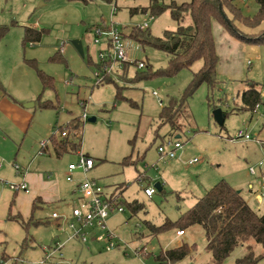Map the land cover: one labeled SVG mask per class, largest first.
I'll return each mask as SVG.
<instances>
[{"label": "rangeland", "instance_id": "rangeland-1", "mask_svg": "<svg viewBox=\"0 0 264 264\" xmlns=\"http://www.w3.org/2000/svg\"><path fill=\"white\" fill-rule=\"evenodd\" d=\"M150 1L114 0L111 4L92 0L85 4L68 0H0V26L10 27L9 33L0 42L2 86L6 88L8 83L14 93L20 97L25 96V86L21 84L24 78L22 65L13 73L14 82H9L12 72L10 60L12 64L24 58L36 60L38 67L54 78V88L43 93L42 83L35 71H25L37 81L38 89L40 88L34 101L22 104L25 108V105L35 103V107L29 108L34 118L29 128L11 143L2 144L0 137V150H3L0 153V162L4 165L0 169V180L8 183L0 182V186L6 188L4 196L0 197L1 209L5 208L3 213L0 211V264H3V254L10 258L4 264L17 262L26 237L32 246L24 252L18 264H157L156 259L162 252L176 247L179 243L176 234L178 230L175 228L159 235H151L147 224L160 227L167 221H177L199 198L222 180L242 191V196L258 209L259 213H264V196L262 203L256 202L255 205L250 194L252 191L264 194L263 146L252 141H231L242 130L252 137L258 136L264 142L263 105L261 104L258 113L240 112L238 109L242 105V95L248 89L249 83L261 85L264 101V45L239 42L222 26L213 24L220 58V86L212 91L204 84L197 90L177 119L180 131H172L166 126L156 134L159 114L170 97L181 98L184 95L194 74L203 66L202 61L196 62L190 69H184L172 78L134 83L121 77V70L118 68V72L112 76L123 88V96L127 101H115V84H96L95 75L98 71L95 64L99 63L100 47L94 44V33L91 32L94 26L111 25L114 22L119 30L128 33L133 26L139 27L147 21L149 30L155 37H162L165 31L177 30L178 24L172 19L170 12L152 20L146 14H131V9L145 8L149 6ZM163 1L166 4L171 1L182 4L190 0ZM116 2L118 9L114 13ZM236 4L242 7L247 15H253L259 9L253 0L245 4L242 0H237ZM192 23L191 15L187 14L183 25ZM237 25L250 35L258 34L264 29V23L254 30L239 23ZM25 27L44 30L42 41L32 46L28 44L24 49L22 41ZM226 33L231 40L240 44L233 46L228 43L227 38L222 35ZM77 39L83 43L84 58L71 43ZM133 44V59L146 61L154 71L168 66L169 57L164 52L150 47H140L138 51L136 48L139 44L134 41ZM137 71L140 70L132 66L127 78H133ZM67 82L71 84L68 85ZM44 101L54 102L57 108L42 109L40 105ZM130 101L138 106H132ZM82 102L88 103L85 109L81 106ZM216 110H221L224 114L223 125L215 120ZM85 113L88 119L82 125L81 150L76 155L67 154L57 159L51 144L47 150H50L52 155L46 152L39 157L42 141L50 139L59 127L74 118H82ZM93 117L96 122H89ZM172 137L181 140L183 150L178 152L176 159L160 160L158 146ZM80 154L89 155L96 163L91 173L85 176L81 174L83 179L87 177L99 181L109 191L116 193L121 202L137 201L144 205V209L136 216L127 205H122L125 209L123 214L113 213L109 217V229L121 239L117 249L107 250V243L102 238L105 235L104 230L85 229L88 241L83 243L79 240L68 241L73 230L67 228V232H63L53 224L54 221L29 226L27 233L20 224L9 218V215L13 216L15 206L18 211L15 215L20 213L14 197L9 202L6 195L10 192V185L19 183L16 165L33 173H49L55 178L58 176L59 185L64 187L69 184L66 181L68 165L77 162ZM130 156L134 164H124V160ZM194 159H199V162L192 164ZM262 161L261 168L259 164ZM251 167L257 169V176L251 175ZM158 183L162 185L163 190L157 189L152 198L146 197L144 189L155 187ZM43 216L41 212L35 214L36 218ZM33 223L38 222L34 220ZM186 232L187 235L181 238V241L196 245V253L176 264H212L211 254L206 250L203 229L194 226ZM99 237L102 240L98 239ZM138 252L140 255H137ZM243 253L244 250L239 248L225 264H234ZM255 253L263 254L262 246L257 245ZM50 254L52 258L47 259ZM258 264H264V258Z\"/></svg>", "mask_w": 264, "mask_h": 264}, {"label": "trees", "instance_id": "trees-1", "mask_svg": "<svg viewBox=\"0 0 264 264\" xmlns=\"http://www.w3.org/2000/svg\"><path fill=\"white\" fill-rule=\"evenodd\" d=\"M68 1H80L88 4L92 0ZM102 1L111 4L114 3V0ZM236 1L190 0L182 4H178L176 1H171L170 4H166L163 0H151L149 6L145 8L131 9L130 12L133 15L142 13L153 18H158L166 12H170L172 19L178 24V28L176 31H165L162 37L153 36L149 30L150 28L141 30L138 26H133L128 33L121 31L124 38L138 43L142 48L150 47L164 52L169 57V63L165 69L154 71L148 64V68L140 70L141 72L137 71L135 76L130 79L127 78V74L134 64H122L120 67L121 77L133 83L142 80L150 81L157 78H172L182 70L190 69L196 62H203V66L194 74L184 95L181 98L170 97L168 99L167 105L159 114L158 127L155 131L156 134L166 126L172 131H180L177 119L189 99L204 84L212 91L220 86L218 81L220 58L213 34L214 22H218L224 27L234 39L246 44L264 45V29L258 34L250 35L237 27V23L252 30L261 27L264 23V0H253L259 6L258 11L253 15L245 14L243 8L237 5ZM187 14L191 15L193 23L192 25L185 26L183 22ZM97 28L109 30V27L104 24L94 26L91 32L94 33ZM9 31V26H0V42L6 37ZM44 34V30L41 31L25 27L22 42L24 48L28 44L40 43ZM58 59L60 60V58ZM52 60L59 61L55 58H52ZM25 61L28 66L34 69L40 78L43 93L48 89L54 88V78L43 72L38 67L36 60L26 59ZM107 64H95L97 71L102 73L104 77L101 84H115L117 89L115 101H127L126 97L123 96V88L115 82L112 76L106 73ZM134 67L137 69L136 66ZM260 87L261 85L256 83L248 84V89L242 95V105L238 107L240 111L253 112L259 104H262L264 107ZM130 103L132 106H138L133 101H130ZM40 107L45 110L57 108L52 101H44ZM84 122L81 117L74 118L68 124L59 127L50 137V145L52 144L54 146V154L57 159H61L67 154L76 155L81 150V130ZM64 134L66 135L64 136ZM124 164H134L132 156L127 157L124 160ZM120 204L127 205L135 216L144 209V205L139 204L137 201L132 203L120 202ZM35 205L33 211H36ZM11 219L20 224L28 233L29 226L32 225L30 224L31 219L25 221L22 216H16ZM147 225L152 232L151 235H159L175 228L178 231L182 230L186 232L191 227H201L206 239V250L211 254L212 264H225L239 248H242L244 253L234 264H258L264 258V253L261 255L255 253L257 245L262 246L264 250V213L260 214L253 209L242 196L241 192L225 180L220 181L207 191L177 221H167L160 227L149 223ZM28 241L29 239L26 237L15 264H18L24 252L31 248ZM30 243L32 244V240H30ZM194 253H196V245H189L186 242H182L180 245L162 252L156 261L157 264H176L191 257ZM2 259L3 264L10 260L5 254H3Z\"/></svg>", "mask_w": 264, "mask_h": 264}, {"label": "built area", "instance_id": "built-area-1", "mask_svg": "<svg viewBox=\"0 0 264 264\" xmlns=\"http://www.w3.org/2000/svg\"><path fill=\"white\" fill-rule=\"evenodd\" d=\"M126 1V0H123ZM244 3H247L248 0H242ZM114 13L117 11V6H114ZM151 20L153 17L150 18ZM109 30H103L97 28L94 31V44L102 46L100 49L98 59L99 63L107 64L106 73L110 76L116 74L121 70L122 64H134L139 70H144L148 68V63L144 60L133 59L131 52L134 47H132L133 41L130 39L124 38L121 30L116 27L114 22L111 25H107ZM141 30H147L150 28L149 22H144L139 26ZM33 44H31L32 46ZM136 50L140 51V45ZM142 48V47H141ZM121 72V71H120ZM96 84H101L104 80L102 73H96ZM113 77V76H112ZM68 85L71 82H67ZM156 95V93H154ZM87 102H82L81 106L85 109L87 107ZM261 109V104L257 105L254 113H258ZM83 120L88 119V115L85 113L83 115ZM66 134H64L65 136ZM233 141H246V142H255L260 146H263L264 142L259 139L258 136L252 137L249 133L244 131H239L238 136ZM50 145V139L44 140L40 143V151L38 152L39 156H42L45 150ZM183 150V143L180 139L176 137L167 138L164 143L158 146V154L160 160H172L178 157V152ZM199 159H194L191 163H197ZM95 160L87 155L80 154L79 159L75 163H71L68 166V174L66 177L67 182L73 183L75 181L74 174L82 173L84 176L90 173L95 168ZM3 164H0L2 167ZM263 161L259 164L262 168ZM17 173L22 172V168L18 165L15 166ZM250 173L253 176H257V169L255 167L250 168ZM51 178V176H48ZM264 183V176H263ZM5 183V182H3ZM8 184V183H5ZM14 192H26L29 193V188L26 182L23 180L22 183L12 184L9 186ZM76 192L79 195L80 203L73 208L70 215L53 213L52 218L59 221V229L63 232H67L66 229L69 228L73 230L72 234H69L68 241L79 240L83 243L88 241V236L84 233L85 229H98L104 230L105 235H103V240L107 243L106 248L108 251L119 248V241L121 240L113 230H110L107 224L109 217L113 213L123 214L125 212L124 207L120 204L119 196L109 191V189L102 185L99 181L95 179H90L85 177L77 185ZM145 196L152 198L156 193V187L149 186L144 189ZM263 196L261 193L255 195V200L257 203H262ZM185 232L180 230L177 232L178 237H183ZM99 237L98 239H101ZM63 246H60L62 248ZM137 255H140L138 252ZM52 258V254L47 256V259Z\"/></svg>", "mask_w": 264, "mask_h": 264}, {"label": "crops", "instance_id": "crops-1", "mask_svg": "<svg viewBox=\"0 0 264 264\" xmlns=\"http://www.w3.org/2000/svg\"><path fill=\"white\" fill-rule=\"evenodd\" d=\"M115 5L117 6V2L115 3ZM117 9H118V6H117ZM215 23L219 24L218 22H214L213 24H215ZM214 26L215 25H213V27ZM222 35L224 38H227L226 40L228 41V43H232L233 46H237L236 43L240 44L239 43L240 41L236 42L235 40H231L232 38H230V36H228L227 33L222 34ZM22 46H23V43H22ZM96 46H98V45H96ZM99 47H100L99 48V50H100L102 48V46H99ZM23 48H24V46H23ZM218 54H219V52H218ZM25 60H26V58L19 61L18 63L17 62L14 63V64H12L11 60L9 62V66L11 68L10 70H12L11 79L9 78V82L10 81L12 83L14 82L13 73L16 71L18 66L22 65V67H23L21 69V71H22V75H24V78H22L21 84L25 86V90H26L24 97H20L19 95L14 93L12 91L10 85H8V83L6 85V88H4L5 86L3 87L2 84L0 83V137H1L2 144H4V145H7V144L11 143L12 141H14V138L19 136V134L21 132L28 129L32 119L34 118V115L29 111L30 109L24 108L22 104L34 101L35 96H37L38 92H40V88L38 89L37 81L33 80L32 76H30L28 72H25L27 69L34 72V69H32L30 66H28L26 64ZM1 80L4 82L3 79H1ZM39 80H40V78H39ZM42 87L43 86L41 84V90H42ZM34 107H35V105H34ZM240 112H243V111H240ZM231 141H233V140H231ZM2 151L3 150H0V153ZM46 152H47V154L52 155L50 153V150H47ZM0 164H2V163L0 162ZM39 164H41V162H39ZM3 167H4V165H2V167H0V169H2ZM95 167H96V164H95ZM0 174H1V172H0ZM67 174H68V168L66 170V176H67ZM81 174L82 173H78V172L75 173L74 174L75 181L73 183L68 182L69 184H66L64 187H61L58 183V179H57L58 176H57V178H55L54 175L51 176L49 173H43V174L39 173V172L33 173V172L29 171V169L25 170L24 168H22V172L17 174L19 176V183H22L24 180L26 182L28 188H29V193L14 192L13 190H11L9 188L10 192L6 193L7 201L9 200V202H10L11 198L14 197V199L18 203L19 210H20L19 211L20 213L15 215L18 212L16 210V206H15L16 204H15L14 205L15 207L12 211L13 216L9 215V218L10 217L13 218L16 216H22V218L25 221H29L31 219V222H32L31 224L33 226H39L41 224L50 223L51 221H54L53 224L55 223V225H57L59 227V221L54 220L52 218V214L58 213L60 215L61 214L70 215L73 208L76 207L80 203L79 195L76 192V189H77V185L79 184V182L81 180H83V178L81 177ZM48 176H51V178H48ZM2 181L0 180V182H2ZM262 185H263L262 182H260L261 187H262ZM250 188H252V187H250ZM5 191H6V188H4V186L1 185L0 186V197H1V195H2V197L4 196ZM240 192H242V191H240ZM258 193H260V192H258ZM258 193L256 191L250 192V194L252 195L251 197H253L252 200H254L253 202L255 203V205H256L255 195ZM246 201L248 202V204L253 209L260 212L258 209L254 208L247 199H246ZM35 204H37V205H35ZM34 205H35L36 211H33ZM8 206L9 205H7V208H8ZM69 206H71L70 207L71 210L69 209ZM4 207H5V204H4ZM4 209H1V206H0L1 213H3ZM39 212L44 214V216L42 218H36L35 217V214H37ZM260 214H262V213H260ZM34 220L37 221L38 223H33ZM32 225H30V226H32ZM176 234H177V232H176ZM186 235H187V232H185V235L183 237H185ZM183 237H177V239L180 240L179 243L177 244V246L183 242V241H181V238H183Z\"/></svg>", "mask_w": 264, "mask_h": 264}, {"label": "water", "instance_id": "water-1", "mask_svg": "<svg viewBox=\"0 0 264 264\" xmlns=\"http://www.w3.org/2000/svg\"><path fill=\"white\" fill-rule=\"evenodd\" d=\"M72 45L76 48V50L79 52V54L84 58L85 57V50H84V46H83V43L81 40L77 39V40H73L72 42ZM34 103H31V104H27L25 105V108L29 109V108H33L34 107ZM214 117H215V120L223 125L224 124V114L221 110H216L214 112ZM89 122H96V118L93 117V118H90L88 120ZM156 189H158L159 191H162V185L160 183L156 184Z\"/></svg>", "mask_w": 264, "mask_h": 264}]
</instances>
